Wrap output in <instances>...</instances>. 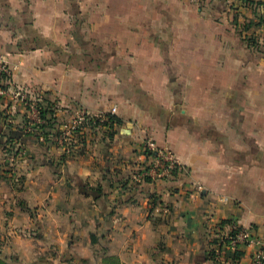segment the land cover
<instances>
[{
    "label": "crops",
    "instance_id": "crops-1",
    "mask_svg": "<svg viewBox=\"0 0 264 264\" xmlns=\"http://www.w3.org/2000/svg\"><path fill=\"white\" fill-rule=\"evenodd\" d=\"M0 56L1 264H252L220 240L236 222L264 243V0H0ZM47 102L61 128L121 125L44 149L24 133ZM149 140L178 173L138 178Z\"/></svg>",
    "mask_w": 264,
    "mask_h": 264
},
{
    "label": "built area",
    "instance_id": "built-area-1",
    "mask_svg": "<svg viewBox=\"0 0 264 264\" xmlns=\"http://www.w3.org/2000/svg\"><path fill=\"white\" fill-rule=\"evenodd\" d=\"M11 70L8 67L6 61L0 56V81L8 86L11 85ZM14 91V90H13ZM8 90L0 88V95L5 94ZM18 95L24 102L27 98L20 89L16 90ZM32 112L37 113L34 103L29 104ZM116 108L113 107L110 111L111 114H115ZM98 120L104 122L106 116L104 113L89 114L85 111H77L73 117H71L66 125L61 128L60 137L57 139L59 145H63L72 137V133L79 130L81 133L86 128L84 125L88 120ZM144 156L150 159L147 167L142 169L138 178H150L151 180H163L172 177L174 174L181 170V165L174 153L168 146L158 147L153 141H146L143 145ZM222 201H227V198H222ZM228 232L221 238V245L231 250H237L239 248L256 245L257 248L251 253L252 264H264V243L258 239L252 229L243 228L231 222L228 225Z\"/></svg>",
    "mask_w": 264,
    "mask_h": 264
},
{
    "label": "trees",
    "instance_id": "trees-1",
    "mask_svg": "<svg viewBox=\"0 0 264 264\" xmlns=\"http://www.w3.org/2000/svg\"><path fill=\"white\" fill-rule=\"evenodd\" d=\"M36 107L38 108V119L40 122L36 123L30 131H26L24 136L31 138L33 143L40 146L42 145L40 138H43V141L45 142L44 149H49L50 146L56 145L57 139L60 137L62 132V123L58 121V118L55 116L54 107L50 102H47L46 106L39 104ZM104 115L106 116V120L104 122L91 119L88 120L84 126L90 128L92 131L99 130L100 128H106L105 131H103V136L108 139H112L115 134L114 127L121 125V120L117 118L115 114H111L110 112L104 113ZM14 141L15 138H9L6 144L13 143ZM65 145H67L68 149L72 150L73 156H83L86 152V137L83 136V133L79 130H76L72 133L71 139L64 143V146ZM60 160H65L64 155L60 156ZM223 223H226V221H223ZM241 254V252H238L235 257L240 258ZM111 264L119 263L117 261H112Z\"/></svg>",
    "mask_w": 264,
    "mask_h": 264
},
{
    "label": "rangeland",
    "instance_id": "rangeland-1",
    "mask_svg": "<svg viewBox=\"0 0 264 264\" xmlns=\"http://www.w3.org/2000/svg\"><path fill=\"white\" fill-rule=\"evenodd\" d=\"M75 115V114H74ZM74 115H71V117H73ZM70 117V118H71ZM69 118V119H70ZM63 123V122H62ZM68 123V122H67ZM58 144V143H57ZM2 145H5V143L4 144H2ZM59 145V144H58ZM59 146H61V145H59ZM62 146H64V144L62 145ZM0 147H3L2 149H1V153H0V160L1 159H3V154H7L8 156H12L13 155V153H14V149L17 147V146H11V148H6L5 146H0ZM172 152L174 153V151L172 150ZM174 155H175V153H174ZM5 157V156H4ZM175 157L177 158V156L175 155ZM178 159V158H177ZM82 162V165H85L86 164V158H84L83 159V161H81ZM2 164H4V162H1V165ZM6 166H8V165H5V167ZM1 170V169H0ZM0 249H2V247H1V241H0ZM69 255V257H70V260H73L74 258H73V253H70V254H68ZM46 255H44V254H42L41 253V255H40V257H45ZM76 260H78V259H76ZM1 261V260H0ZM78 263H80V260L78 261ZM1 264V263H0ZM4 264V263H3ZM9 264H13V262H11L10 261V263ZM81 264V263H80ZM82 264H86L85 262L84 263H82Z\"/></svg>",
    "mask_w": 264,
    "mask_h": 264
}]
</instances>
